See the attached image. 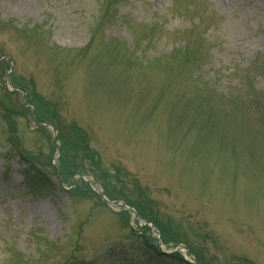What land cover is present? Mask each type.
Masks as SVG:
<instances>
[{"label": "rangeland", "instance_id": "1", "mask_svg": "<svg viewBox=\"0 0 264 264\" xmlns=\"http://www.w3.org/2000/svg\"><path fill=\"white\" fill-rule=\"evenodd\" d=\"M103 189L264 264V0H0V264H186Z\"/></svg>", "mask_w": 264, "mask_h": 264}, {"label": "trees", "instance_id": "2", "mask_svg": "<svg viewBox=\"0 0 264 264\" xmlns=\"http://www.w3.org/2000/svg\"><path fill=\"white\" fill-rule=\"evenodd\" d=\"M39 106H36L35 107V109H36V113H35V116H36V118H37V121H39V122H41V121H43V120H45V121H49V122H52V119H53V117L55 116L54 114H45L43 111H42V109L41 108H38ZM45 111V110H44ZM73 130V129H72ZM75 131V130H74ZM64 140V139H63ZM64 142L66 143V146H69L70 147V149L68 150V152H67V157H66V160H67V162H65V167L67 168V172H66V175L68 174V175H73L74 173H76V172H79V169H78V165L76 164V163H74V161L72 160V159H70V152H72L73 154H80V158L81 159H83V160H85V157L83 156V154H82V151L84 150V149H87L86 147H82L83 148V150H80V147H77L75 144H72V142H66L65 140H64ZM84 144H86V143H83L82 145H84ZM81 145V146H82ZM89 151V150H88ZM84 152V151H83ZM29 178V180H27V178ZM33 180V176H32V172H30L29 173V175H26L25 176V182H29V181H32ZM126 201H128V202H130V200L129 199H126ZM131 203V202H130ZM133 206H135L136 208H138L139 210H140V212H142L143 214H144V217H142L143 219H145V220H148V221H150L151 222V219L146 215V213H145V211L143 210V207L142 206H140L139 204H133V203H131ZM141 217V216H140ZM169 240H170V237H167V238H165V239H163V241L165 242V243H167V242H169ZM172 259H175V260H177V261H180V262H182V260L180 259V257H179V255H175V256H173L172 257Z\"/></svg>", "mask_w": 264, "mask_h": 264}]
</instances>
